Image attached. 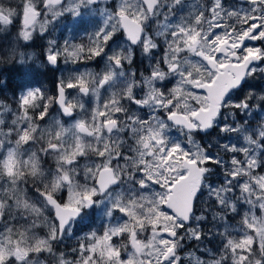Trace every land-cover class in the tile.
<instances>
[{
	"label": "snow or ice",
	"instance_id": "1",
	"mask_svg": "<svg viewBox=\"0 0 264 264\" xmlns=\"http://www.w3.org/2000/svg\"><path fill=\"white\" fill-rule=\"evenodd\" d=\"M255 41L264 0H0V65L104 64L0 99V264H264Z\"/></svg>",
	"mask_w": 264,
	"mask_h": 264
},
{
	"label": "rangeland",
	"instance_id": "2",
	"mask_svg": "<svg viewBox=\"0 0 264 264\" xmlns=\"http://www.w3.org/2000/svg\"><path fill=\"white\" fill-rule=\"evenodd\" d=\"M5 3L8 2V0H4ZM13 3L17 2V0H12ZM13 34H15V29H13ZM43 41V40H42ZM40 41V42H42ZM37 42L34 44V46L28 51H35L37 53L40 52L42 46H44V42L40 46ZM67 68V75L74 74L70 71L69 64L66 65ZM73 70V69H71ZM41 71H33L30 78L25 76L24 70L19 67H12L8 65H0V85H3L5 81H7V87H0V99L7 98L9 102H11V98L14 92H18L22 87L25 85L28 87H35L38 85H41L43 81V76H40ZM261 85H264V81H260ZM69 98L76 96V91L73 89L69 90ZM239 217H237V220ZM99 221L96 224H93L88 229L84 226L83 230L79 229L75 232L74 237L72 238H65L62 244L59 245L60 250L68 252L71 248L76 247L77 239L78 237H82L85 233L91 230V228H95L98 226ZM43 234V233H41ZM215 241H213L212 244H208L207 246L209 248L213 247L215 245ZM201 249L205 247V245H200ZM192 250V249H189ZM185 264H187V260H185Z\"/></svg>",
	"mask_w": 264,
	"mask_h": 264
},
{
	"label": "flooded vegetation",
	"instance_id": "3",
	"mask_svg": "<svg viewBox=\"0 0 264 264\" xmlns=\"http://www.w3.org/2000/svg\"><path fill=\"white\" fill-rule=\"evenodd\" d=\"M73 35L75 36V38L72 40L73 43H85V44L87 43V40L85 38H82L81 35H79V34H73ZM68 37H69V33L67 31L60 29L58 26L57 30L53 31L50 36H45L44 39L37 38L35 43L43 40L42 42L38 43L41 46L43 42L45 45L46 40H48V39H58L59 43L62 44L64 39L68 38ZM247 43H248V46L264 47V43H262L260 41H255L254 43L253 42H247ZM59 67H60L61 71H63V74L65 76H67V70H65L67 68V66L64 65L63 62H61ZM69 67L73 70L76 68H79L80 71H84L85 67H87L88 69H90L93 72H101L104 68V64H103V61H99V62L92 61V62H87V63L81 62L79 65L69 64ZM71 69H70V71L73 72V70H71ZM61 71H54V70L49 68L47 70L41 71V73H40V76H43V81H42L41 85H43L46 89H48L47 94L50 96H54L56 94L55 93V84L61 75ZM68 93H69V90H68ZM101 94H102V99L107 98V93L104 92V90H102ZM76 95H77V92H76ZM84 99H85L86 106H88L89 98L86 97ZM55 111H56V108L54 106L52 109L53 114H55ZM176 134L177 133L175 131L172 132V135H176ZM197 139H199V137H197ZM92 225H90V226H92ZM89 227H87V229ZM83 228H84V225L79 226V229L83 230Z\"/></svg>",
	"mask_w": 264,
	"mask_h": 264
},
{
	"label": "water",
	"instance_id": "4",
	"mask_svg": "<svg viewBox=\"0 0 264 264\" xmlns=\"http://www.w3.org/2000/svg\"><path fill=\"white\" fill-rule=\"evenodd\" d=\"M254 43V42H253Z\"/></svg>",
	"mask_w": 264,
	"mask_h": 264
}]
</instances>
